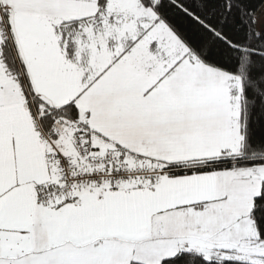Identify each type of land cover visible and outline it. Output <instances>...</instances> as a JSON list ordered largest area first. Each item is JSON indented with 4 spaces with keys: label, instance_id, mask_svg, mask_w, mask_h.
Here are the masks:
<instances>
[{
    "label": "snow or ice",
    "instance_id": "obj_1",
    "mask_svg": "<svg viewBox=\"0 0 264 264\" xmlns=\"http://www.w3.org/2000/svg\"><path fill=\"white\" fill-rule=\"evenodd\" d=\"M0 264H264V0H0Z\"/></svg>",
    "mask_w": 264,
    "mask_h": 264
}]
</instances>
